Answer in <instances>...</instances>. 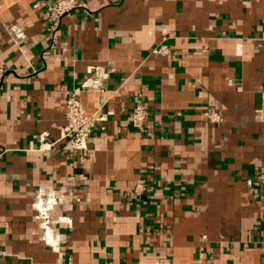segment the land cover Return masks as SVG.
<instances>
[{
	"label": "crops",
	"instance_id": "1",
	"mask_svg": "<svg viewBox=\"0 0 264 264\" xmlns=\"http://www.w3.org/2000/svg\"><path fill=\"white\" fill-rule=\"evenodd\" d=\"M55 1L0 0V264H264V0Z\"/></svg>",
	"mask_w": 264,
	"mask_h": 264
},
{
	"label": "built area",
	"instance_id": "2",
	"mask_svg": "<svg viewBox=\"0 0 264 264\" xmlns=\"http://www.w3.org/2000/svg\"><path fill=\"white\" fill-rule=\"evenodd\" d=\"M79 4L77 0H56L48 7V12L51 17L61 18L69 13ZM155 55H163L168 53V48L165 45H159L152 50ZM5 78V69L0 66V88L2 87ZM90 84L94 88L101 89V80L99 77L91 79ZM259 116L264 120V91L260 93V108ZM203 116L210 123L220 124L223 121L222 114L213 108H207L203 111ZM130 125L135 130L142 132L148 120V112L141 103L135 104L129 113ZM64 120L66 123L65 138L73 151H83L87 149L88 140L98 121L102 120L98 115H87L82 106L79 95L74 91H69L65 101ZM259 184L264 187V176L259 180ZM145 182L139 179L134 187V195L139 196L144 190ZM39 205L42 206L40 212L43 217L47 216L44 205H52L51 200L43 201L39 199Z\"/></svg>",
	"mask_w": 264,
	"mask_h": 264
}]
</instances>
